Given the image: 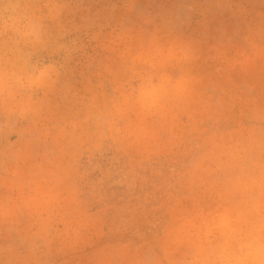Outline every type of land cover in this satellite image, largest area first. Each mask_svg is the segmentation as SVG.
<instances>
[{"label": "rangeland", "instance_id": "374dc122", "mask_svg": "<svg viewBox=\"0 0 264 264\" xmlns=\"http://www.w3.org/2000/svg\"><path fill=\"white\" fill-rule=\"evenodd\" d=\"M0 264H264V0H0Z\"/></svg>", "mask_w": 264, "mask_h": 264}]
</instances>
